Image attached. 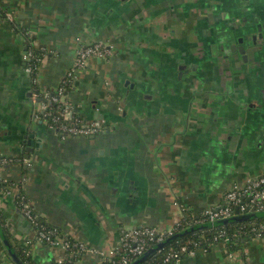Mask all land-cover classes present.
<instances>
[{
    "label": "crops",
    "instance_id": "obj_1",
    "mask_svg": "<svg viewBox=\"0 0 264 264\" xmlns=\"http://www.w3.org/2000/svg\"><path fill=\"white\" fill-rule=\"evenodd\" d=\"M26 35L45 51L37 85ZM96 43L110 54L75 69L66 99L104 129L62 139L34 117L35 95L55 91ZM0 154L18 159L0 169L20 183L0 193V210L31 264L68 252L38 240L20 190L41 222L85 244L73 264H100L97 249L112 251L123 229L170 230L185 211L218 209L264 174V0H0ZM0 264H13L1 247ZM174 264H264V238Z\"/></svg>",
    "mask_w": 264,
    "mask_h": 264
},
{
    "label": "built area",
    "instance_id": "obj_2",
    "mask_svg": "<svg viewBox=\"0 0 264 264\" xmlns=\"http://www.w3.org/2000/svg\"><path fill=\"white\" fill-rule=\"evenodd\" d=\"M41 52L45 55L44 49H41ZM107 54H110V51L99 43L81 47L77 52L73 68L66 73L60 85L55 89V95H46V98L49 99V106L53 103H59L61 105L62 109L60 110L59 118L63 120L62 122L58 120L59 118L53 116V112L48 109V104L42 103L39 105L38 110L42 113V118L52 123L50 124V129L58 133L62 139L68 136H95L103 131L104 127L102 122L94 121L87 123L74 113L72 106L66 99L67 95L64 93V88L72 84L75 69L84 67L91 57L102 58ZM29 56L30 54L26 53L24 59L27 61ZM26 71L32 75L34 85H37L39 67H27ZM35 97H38L37 93ZM35 118H39V116L35 115ZM13 161L14 158L0 154V169L12 164ZM0 193L10 195V191L3 192L0 190ZM227 204L237 206L241 213H249L252 209H255L257 212L264 211V174L257 178L249 179L242 186H235L231 189L225 195V204L223 206L215 210H206L202 213L203 223H214L218 220L232 217V208ZM18 206L26 218L34 222L37 216L31 204H25L21 201ZM177 226L170 230H160L149 226L123 229L120 232L117 246L111 251V256L103 259L101 264H132L154 245L173 236ZM257 230L261 235L257 238H264V223ZM222 235L223 232H220L219 236ZM37 238L41 243L46 244L51 249H60L63 252L76 249L81 255L87 251L85 244L66 239L56 228L46 230L45 227H41L37 231ZM194 252L188 251L186 247L181 249L183 255H193ZM116 256H118V259H115ZM180 258L181 256L178 252L170 249L163 262L164 264H174ZM63 262V257H58L54 264H63Z\"/></svg>",
    "mask_w": 264,
    "mask_h": 264
},
{
    "label": "trees",
    "instance_id": "obj_3",
    "mask_svg": "<svg viewBox=\"0 0 264 264\" xmlns=\"http://www.w3.org/2000/svg\"><path fill=\"white\" fill-rule=\"evenodd\" d=\"M15 27V26H14ZM20 32H22L21 29L17 28ZM26 42H27V54H30L29 59L25 62L26 67H39L41 64V61L44 59V55L41 52V49L38 48L34 44V39L26 35ZM64 93L67 95L71 91V84L66 86L64 88ZM38 97H37V103L42 104H48V109L53 112V116L59 118V113L61 108V105L59 103H53L49 106V99L44 96L41 92L37 91ZM55 95V91H51L50 96ZM35 115L39 116V120H42V113L39 112L38 108H35L34 110V117ZM60 122V118L58 119ZM52 124V123H50ZM18 161L17 158L14 159L13 163ZM20 185V183H18ZM16 183L13 182H6L2 179H0V190L3 192L9 191L12 187L18 186ZM23 202L25 204H30L27 200L24 193L20 190L19 193L16 195V204L19 205V202ZM232 208L233 215H236V210L238 209L235 205H229ZM251 210V209H250ZM239 211V209H238ZM252 211V210H251ZM250 211V212H251ZM249 212V213H250ZM247 214V213H241L239 211V215ZM6 218L3 214V212L0 210V227L4 231V235L8 239L14 253L25 263L31 264L30 257H29V248L31 245L28 246H18L16 244L12 243L10 234L6 228ZM41 219L36 218L34 220L33 225L35 226L36 230L39 231L41 227H45L46 230L52 229L48 224H45L44 222H41ZM203 223V215L202 213H192L189 211L184 212V218L177 226L176 230L174 231V234L178 233L179 231L183 230L184 228L190 226L191 224H202ZM264 223V219H250L247 221H238L233 222L230 224H227L225 226L216 227L209 230H204L200 232H196L193 234H189L187 236H184L183 238L171 242L168 246L164 247L160 252L154 254L151 256L148 260L143 262L142 264H164V259L169 253L170 249L174 250L175 252H178V254L183 257L184 255L181 253V249L183 247H186L188 251H196L198 249H204L209 250L212 246H214L217 243H224L227 249L228 254L236 253L241 251V249L244 246V242L257 238L260 235L257 229H259L260 225ZM220 232H223L222 236H219ZM68 240H71L70 238L65 237ZM0 247L4 249L1 243L0 238ZM119 256V255H118ZM118 256L115 257V259H118ZM81 258V253L77 252L76 249L72 251H68L67 255L65 256L63 264H73L76 260Z\"/></svg>",
    "mask_w": 264,
    "mask_h": 264
},
{
    "label": "water",
    "instance_id": "obj_4",
    "mask_svg": "<svg viewBox=\"0 0 264 264\" xmlns=\"http://www.w3.org/2000/svg\"><path fill=\"white\" fill-rule=\"evenodd\" d=\"M253 41L256 42V37H253ZM239 52L241 55H245V48L240 47ZM236 215H233L230 218H225L222 220H218L214 223H203V224H192L183 230L179 231L178 233L174 234L173 236L165 239L164 241L154 245L152 248H150L146 253H144L142 256L137 258L132 264H142L146 260H148L151 256L154 254L160 252L164 247L168 246L171 242L179 240L183 238L184 236H187L189 234H193L196 232L204 231L213 229L220 226H225L227 224L238 222V221H247L253 218L256 219H264V211H255V209H252L250 213L247 214H241L239 215L238 209L236 210ZM0 238L2 246L4 247V250L6 251L8 257L11 259L13 264H25L13 251L8 239L4 235L3 229L0 227Z\"/></svg>",
    "mask_w": 264,
    "mask_h": 264
},
{
    "label": "rangeland",
    "instance_id": "obj_5",
    "mask_svg": "<svg viewBox=\"0 0 264 264\" xmlns=\"http://www.w3.org/2000/svg\"><path fill=\"white\" fill-rule=\"evenodd\" d=\"M41 65V64H40ZM39 70H40V66H39ZM38 74H39V71H38ZM98 251H101V252H104L105 254H104V257L105 258H108V257H110L111 256V249H105V250H101V249H97ZM101 264V263H100Z\"/></svg>",
    "mask_w": 264,
    "mask_h": 264
}]
</instances>
